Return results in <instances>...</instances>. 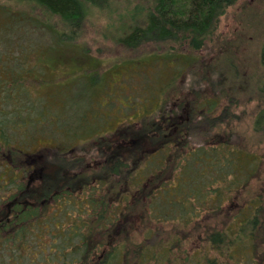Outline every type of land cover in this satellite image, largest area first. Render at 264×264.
I'll return each instance as SVG.
<instances>
[{"label":"trees","instance_id":"obj_1","mask_svg":"<svg viewBox=\"0 0 264 264\" xmlns=\"http://www.w3.org/2000/svg\"><path fill=\"white\" fill-rule=\"evenodd\" d=\"M19 1L64 28L49 25L51 44L30 54H0V264H264V186L239 202L264 158L222 135L238 101L198 90L171 105L196 60L159 47L203 48L237 0H135L117 39L157 50L38 92L29 72L67 49L86 56L82 22L115 0Z\"/></svg>","mask_w":264,"mask_h":264},{"label":"rangeland","instance_id":"obj_2","mask_svg":"<svg viewBox=\"0 0 264 264\" xmlns=\"http://www.w3.org/2000/svg\"><path fill=\"white\" fill-rule=\"evenodd\" d=\"M138 2L115 0L106 8L93 10L82 22L75 40L86 56L76 54L72 49H67L65 53H55L54 58L45 63V66L50 64L49 68L29 72L34 82L28 84V87L38 92L45 88L47 82L58 78L65 80L67 74L96 70L111 73L114 67L125 61L147 59L158 46L147 43L128 47L117 39L121 36V27L129 23L126 14ZM3 8L8 10L7 14H4ZM49 25L64 28L58 16L46 14L34 3L0 0V54L4 57H17L37 47L49 46L52 41ZM263 45L264 0H237L221 17L203 48L194 50L180 42H168L159 47L170 49L175 46L176 51L196 60L181 78L178 92L172 96L170 104L174 105V101L189 97L198 90L207 96L219 98L221 105L231 100L238 101L236 108L240 118L230 131L222 135L227 134L233 141L264 158V131L253 130L257 108L264 107V98H261L257 89V84L264 82ZM2 55L0 75L6 79V75L11 73L1 66L5 62ZM115 76L120 78V74ZM262 186L264 169L262 175L255 178L240 194L239 202L248 200Z\"/></svg>","mask_w":264,"mask_h":264}]
</instances>
